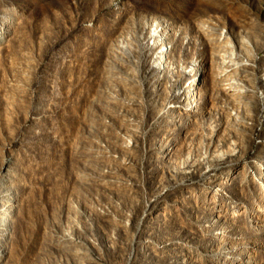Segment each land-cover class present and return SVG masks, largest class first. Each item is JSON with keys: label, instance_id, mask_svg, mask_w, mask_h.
<instances>
[{"label": "rangeland", "instance_id": "obj_1", "mask_svg": "<svg viewBox=\"0 0 264 264\" xmlns=\"http://www.w3.org/2000/svg\"><path fill=\"white\" fill-rule=\"evenodd\" d=\"M0 264H264V0H0Z\"/></svg>", "mask_w": 264, "mask_h": 264}, {"label": "built area", "instance_id": "obj_2", "mask_svg": "<svg viewBox=\"0 0 264 264\" xmlns=\"http://www.w3.org/2000/svg\"><path fill=\"white\" fill-rule=\"evenodd\" d=\"M195 183H197V181H196ZM162 197H163V196H162ZM152 203H153V202H152ZM152 203H145V204L141 207V209H140V215H138V216H137V219L135 220V226H136V227H137V223H138L139 218H140L141 214L143 213L144 209L147 208L148 206L152 205ZM132 255H133V253L130 255V258H131Z\"/></svg>", "mask_w": 264, "mask_h": 264}, {"label": "bare ground", "instance_id": "obj_3", "mask_svg": "<svg viewBox=\"0 0 264 264\" xmlns=\"http://www.w3.org/2000/svg\"><path fill=\"white\" fill-rule=\"evenodd\" d=\"M162 58H164V56H162ZM9 216V215H8Z\"/></svg>", "mask_w": 264, "mask_h": 264}]
</instances>
